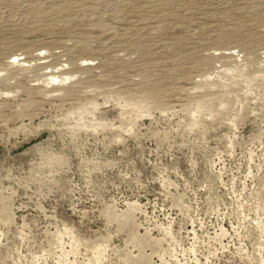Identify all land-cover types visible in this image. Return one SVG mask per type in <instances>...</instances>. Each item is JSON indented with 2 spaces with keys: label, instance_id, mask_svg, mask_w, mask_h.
I'll list each match as a JSON object with an SVG mask.
<instances>
[{
  "label": "rangeland",
  "instance_id": "1",
  "mask_svg": "<svg viewBox=\"0 0 264 264\" xmlns=\"http://www.w3.org/2000/svg\"><path fill=\"white\" fill-rule=\"evenodd\" d=\"M0 264H264V0H0Z\"/></svg>",
  "mask_w": 264,
  "mask_h": 264
}]
</instances>
